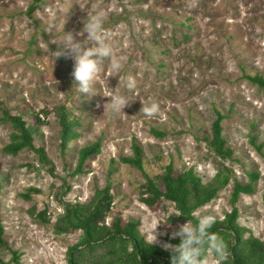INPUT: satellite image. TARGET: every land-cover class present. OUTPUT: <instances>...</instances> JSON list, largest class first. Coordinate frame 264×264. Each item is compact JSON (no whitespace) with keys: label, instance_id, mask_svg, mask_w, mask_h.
I'll list each match as a JSON object with an SVG mask.
<instances>
[{"label":"rangeland","instance_id":"rangeland-1","mask_svg":"<svg viewBox=\"0 0 264 264\" xmlns=\"http://www.w3.org/2000/svg\"><path fill=\"white\" fill-rule=\"evenodd\" d=\"M31 2L0 0V221L10 247L21 254L20 264H68V249L82 232L58 233L55 217L65 203L86 205L108 184L114 200L105 225L117 216L124 223L139 221L141 238L164 250L165 242L175 245L171 240L180 238L171 234L187 221L174 220L179 212L171 201L152 208L142 202L146 175L121 161L133 155V141L143 149L150 178L161 176L170 163L176 173L194 169L204 184L222 165L245 183L248 172H258L255 191L237 203L238 224L246 237L263 240L264 90L245 76L264 74V0H44L29 15ZM87 15L101 18L104 38L121 63L116 73L104 58L92 95L73 91L74 61L59 39L64 31L83 39L78 33ZM113 95L130 101L123 111L114 112L111 104L105 108ZM152 102L158 112L147 116L143 103ZM60 106L80 122V136L65 152ZM3 109L48 111L35 136L45 148L46 164L29 149L17 155L4 151L14 130L1 121ZM215 109L226 115L223 134L234 152L231 159H221L204 141ZM153 128L165 136L154 135ZM253 136L260 150L251 143ZM99 139L101 152L88 160L85 172L73 175L78 150ZM232 183L194 215L223 220L232 211ZM30 188L41 192L27 199L23 194ZM47 205L51 223L30 214ZM11 256L0 248L1 260ZM202 264H220V258L208 249Z\"/></svg>","mask_w":264,"mask_h":264},{"label":"trees","instance_id":"trees-1","mask_svg":"<svg viewBox=\"0 0 264 264\" xmlns=\"http://www.w3.org/2000/svg\"><path fill=\"white\" fill-rule=\"evenodd\" d=\"M44 0H32L28 8V14ZM249 81L264 90V74L255 73L245 76ZM2 122H9L13 127L10 142L4 147V151L11 155H17L24 149L33 151L40 164H46L49 160L43 145L37 146L35 136L38 128L46 121L44 115L48 111L11 113L3 109ZM216 118L212 123L210 135L204 137V141L223 160L233 157V149L227 144L224 137L223 120L226 115L215 109ZM42 115L44 117H42ZM32 116L31 121L27 118ZM60 124V146L63 152L67 151L70 143L80 136L76 126L80 122L70 117V111L65 106H60L58 111ZM156 136H165L166 132L152 129ZM251 143L258 150L256 136L251 137ZM101 139L81 147L78 150L77 165L73 175L85 172L84 167L88 160L101 152ZM132 156L121 157V161L138 168L147 177L142 185V202L148 207H155L163 200L175 204L179 212L174 220H191L196 222L194 213L201 207L214 200L233 180L231 193L232 211L226 214L223 220H215L210 231L220 237L224 244L223 254L217 255L220 264H264V239L250 235L246 237V229L238 224L239 209L237 203L242 194H252L260 174L255 171L248 172L247 183L234 177V172L228 166L222 165L211 182L202 183L201 178L194 169L184 172H175L174 165L168 164L161 176L150 178L144 168L143 149L137 141L132 143ZM40 193L35 188L23 194L31 199L32 193ZM114 197L112 186L108 184L103 190H97L94 198L86 205L64 204V212L55 217L54 227L58 233L71 234L81 231L80 240L68 249V264H172L171 252L166 251L141 238L138 233L139 221L124 223L120 217H115L109 227L104 224L110 214ZM30 214L37 221L49 224L53 221L48 205L37 211L34 207ZM5 228L0 221V248L8 249L12 256L8 262L0 259V264H20L21 254L10 247L5 238ZM177 244L180 239L171 240ZM208 256V249L204 252V259Z\"/></svg>","mask_w":264,"mask_h":264},{"label":"clouds","instance_id":"clouds-1","mask_svg":"<svg viewBox=\"0 0 264 264\" xmlns=\"http://www.w3.org/2000/svg\"><path fill=\"white\" fill-rule=\"evenodd\" d=\"M85 33L87 34L85 36ZM83 39H76L72 32H65L62 38L65 47L74 61L72 77L74 81V90L83 95H92L97 92L93 91V86L97 81L104 58L109 60V67L116 73L121 69V63L114 55L112 46L104 38V30L101 18L98 16L87 15L83 28L78 33ZM60 53H58L59 55ZM128 88L134 87V81L129 80ZM130 101L122 95H113L106 103L111 104L114 112L123 111L124 107ZM141 111L152 116L158 112V105L155 102L145 105ZM214 220L211 216L202 215L193 223L191 220L180 224L173 232L172 237H179L180 242L173 245L165 242L162 246L171 250L172 264H202L204 252L206 249H212L217 255L223 254L224 244L220 237L213 234L210 229ZM156 228L155 239L157 242Z\"/></svg>","mask_w":264,"mask_h":264}]
</instances>
